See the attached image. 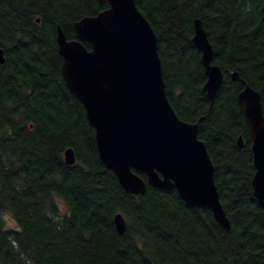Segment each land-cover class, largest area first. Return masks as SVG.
Wrapping results in <instances>:
<instances>
[{
    "label": "trees",
    "instance_id": "16d2710c",
    "mask_svg": "<svg viewBox=\"0 0 264 264\" xmlns=\"http://www.w3.org/2000/svg\"><path fill=\"white\" fill-rule=\"evenodd\" d=\"M135 1L156 33L171 105L181 119L199 122L230 229L176 190L128 192L102 163L84 106L63 78L56 37L61 26L74 39V23L107 3L0 0V264H264V208L254 195L252 141L237 100L249 84L264 111V0ZM196 18L224 72L212 99L193 43ZM5 214L17 227H6Z\"/></svg>",
    "mask_w": 264,
    "mask_h": 264
},
{
    "label": "water",
    "instance_id": "95a60500",
    "mask_svg": "<svg viewBox=\"0 0 264 264\" xmlns=\"http://www.w3.org/2000/svg\"><path fill=\"white\" fill-rule=\"evenodd\" d=\"M100 2L108 6L74 23V39H68L61 26L56 38L63 58V78L84 106L88 123L95 130L102 163L128 192L142 194L147 185L176 190L187 204L210 209L216 221L230 229L215 182V166L205 142L198 137L199 122L181 119L168 99L152 25L135 0ZM194 27L193 43L201 51L207 76L203 90L212 99L224 72L213 63L214 50L200 18L194 19ZM5 59L0 47V63ZM231 76L240 79L236 71ZM237 100L252 141V187L264 208L261 93L245 84ZM238 144L243 147L242 136ZM64 156L67 164L76 162L72 147L65 150ZM114 223L123 234L126 220L121 213L115 215Z\"/></svg>",
    "mask_w": 264,
    "mask_h": 264
},
{
    "label": "rangeland",
    "instance_id": "374dc122",
    "mask_svg": "<svg viewBox=\"0 0 264 264\" xmlns=\"http://www.w3.org/2000/svg\"><path fill=\"white\" fill-rule=\"evenodd\" d=\"M4 220H5L6 227H8V228L17 227V222L11 214H5Z\"/></svg>",
    "mask_w": 264,
    "mask_h": 264
}]
</instances>
